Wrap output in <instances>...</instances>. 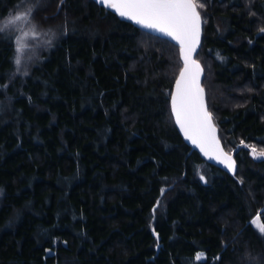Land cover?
I'll list each match as a JSON object with an SVG mask.
<instances>
[{"label":"trees","instance_id":"obj_1","mask_svg":"<svg viewBox=\"0 0 264 264\" xmlns=\"http://www.w3.org/2000/svg\"><path fill=\"white\" fill-rule=\"evenodd\" d=\"M199 3L233 175L175 127L176 44L96 0H0V264H264V0ZM18 13L42 36L21 65Z\"/></svg>","mask_w":264,"mask_h":264},{"label":"snow or ice","instance_id":"obj_2","mask_svg":"<svg viewBox=\"0 0 264 264\" xmlns=\"http://www.w3.org/2000/svg\"><path fill=\"white\" fill-rule=\"evenodd\" d=\"M98 2L114 10L120 17L132 20L145 29L171 37L179 44L184 67L176 81V91L172 94V113L176 123L184 132L185 138L199 147L205 156L218 160L229 170H234L235 162L230 154L220 148L211 114L206 109L204 89L200 86L202 69L198 62L191 59L200 37L201 16L197 9L204 5L199 3V0H98ZM26 18L17 15L8 23ZM22 47L23 45L18 42L17 52L21 51ZM15 63L20 64L19 56L16 57ZM252 151L254 156L264 157V151L257 153L254 148ZM258 220L259 217L252 223L264 233V223H258Z\"/></svg>","mask_w":264,"mask_h":264},{"label":"water","instance_id":"obj_3","mask_svg":"<svg viewBox=\"0 0 264 264\" xmlns=\"http://www.w3.org/2000/svg\"><path fill=\"white\" fill-rule=\"evenodd\" d=\"M96 1L98 2V0H96ZM98 3H99V2H98ZM106 8H107V7H106ZM108 9H109V8H108ZM111 10H112V9H111ZM197 10H198V9H197ZM112 11H114V10H112ZM198 11H199V10H198ZM114 12H115V11H114ZM199 13H200V12H199ZM200 16H201V14H200ZM130 21L133 22L135 25H137L138 27H140L141 29H143V30H145V31H148V32H150V33H153V34H155V35H159V36H161V37H164V38L170 40L172 43H174V44H176V45L178 46V48H179V54H180V46H179V44H178L175 40H173L171 37L164 36L162 33H158V32H156V31H154V30H151V29H145V28L141 27L140 25L136 24L134 21H132V20H130ZM202 31H203V20H202V16H201L199 43H198V45L196 46L195 51L192 53V55H191V59L194 60V61H196V62H198L199 65H200V68L202 69V72H201V74H200V86L204 89V87H203V85H202V78H203V76H204V68H203V65L201 64V62L196 58V53H197V51H198V49H199V47H200V43H201V35H202ZM180 59H181V62H182V66H181V68H180V70H179V72H178V74H177V76H176V78H175V80H174V82H173L172 90H171V93H170V100H169L170 110H171V114H172V117H173V121H174L175 127H176L178 133L180 134L181 138L184 140V142H185L189 147H191L192 149L196 150V151L199 153L200 157H201L205 162L210 163V164H212V165H214V166H216V167H218V168H221V169H223L224 171H226L227 173L233 175V174L236 173V169H237V165H236V162H235V160H234V156H233V154L226 152L225 149L223 148V145H222L221 140H220V138H219V131H218L217 125L215 124L213 118H212V123H213V125H214V127H215V135H216V138L219 140L220 148L223 149L224 152H226V153H228V154L231 155L233 161L235 162V163H234V170H229L227 167H225V165H224L223 163H220L218 160H216V159H210L208 156H205L204 153L201 152V150H200L199 147H197V146L194 145L190 140H188V139L185 138L184 132L181 130L180 126L176 123L175 116H174V114L172 113V94H174L175 91H176V81H177V79L179 78L180 71H181V70L183 69V67H184V61H183V59L181 58V55H180ZM204 100H205L206 109H207V111L209 112V109H208V106H207V103H206L205 89H204ZM209 113H210V112H209ZM211 117H212V116H211Z\"/></svg>","mask_w":264,"mask_h":264},{"label":"rangeland","instance_id":"obj_4","mask_svg":"<svg viewBox=\"0 0 264 264\" xmlns=\"http://www.w3.org/2000/svg\"><path fill=\"white\" fill-rule=\"evenodd\" d=\"M17 15L24 16V14L22 13H18L15 16ZM15 16H13L10 19L6 18V20L2 22L1 25L7 28L12 25L11 31L16 32L17 34L16 37L17 48H18V42L23 45L21 51L18 52V56L20 57V63H21L27 61L29 58H32L33 55L31 54L34 52L32 44L41 42L42 36L37 35L39 34L38 29L32 26L30 21H28L27 19H21L19 21H15V23H8L9 20H13ZM261 151L264 150L256 149L257 153ZM251 153L253 154V151ZM201 255L203 254L201 253Z\"/></svg>","mask_w":264,"mask_h":264}]
</instances>
